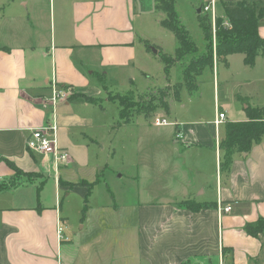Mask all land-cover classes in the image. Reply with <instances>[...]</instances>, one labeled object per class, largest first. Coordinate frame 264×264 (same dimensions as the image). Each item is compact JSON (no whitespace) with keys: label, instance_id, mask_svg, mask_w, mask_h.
<instances>
[{"label":"crops","instance_id":"crops-1","mask_svg":"<svg viewBox=\"0 0 264 264\" xmlns=\"http://www.w3.org/2000/svg\"><path fill=\"white\" fill-rule=\"evenodd\" d=\"M211 1L214 15L224 18L222 3L241 0L174 3L182 20L180 2L191 17L204 13L202 8ZM243 1L264 5V0ZM138 3L141 0H0V184L6 185L0 190V264H255L264 256V237L244 231L247 222L264 218V136L248 151L234 152L228 167L220 166L219 148L225 123L246 120V107L262 103H244L239 118H227L223 112L220 123L215 113L205 121L176 116L168 125H154L156 116H167L156 113L152 118L141 112V119L134 121L132 115L141 114L135 112L118 124L136 125L132 178L126 184L122 175L106 176V153L100 152L111 122L100 98L118 81L133 84L139 68L145 73V67L136 66L132 32ZM257 30L264 38V16ZM237 54L243 57L229 53L224 58L229 73L230 58ZM242 62L252 70L258 67L255 74L264 82V55L257 54L252 66ZM252 78H244L245 83H255ZM53 82L70 90V96L55 105L50 104ZM250 96L239 93L241 100L249 101ZM104 100L111 102L106 96ZM230 110L227 107L228 114ZM43 125L56 126L57 143L70 154L58 173L51 154H36L26 146L30 131ZM156 126L165 128L154 130ZM176 132L181 138H175ZM141 152L146 158H140ZM99 182L112 202L107 213L94 220L96 229H102L95 233L101 247L89 246L83 258L80 250L88 247V240L77 234L75 244L63 246L56 225L60 222L64 233L67 230L70 189L83 198L85 220ZM118 199L125 201L120 205ZM184 200L215 206L193 210L181 203ZM218 205H230L231 210ZM117 222L120 238L114 245L112 228Z\"/></svg>","mask_w":264,"mask_h":264},{"label":"rangeland","instance_id":"rangeland-1","mask_svg":"<svg viewBox=\"0 0 264 264\" xmlns=\"http://www.w3.org/2000/svg\"><path fill=\"white\" fill-rule=\"evenodd\" d=\"M146 2V3H145ZM155 0H141L138 11L133 12L132 17V32L135 34V47L137 48L136 66L145 67V73L139 68L134 74V83L122 84L118 81V86L112 85L110 90L100 98L103 102L106 119L111 122L106 126L104 150L100 153H106L105 159L107 161L106 176L122 175V182L128 184L131 179L135 167L136 152L134 144V133L137 132L136 125L126 124L119 126L120 118L118 117V104L117 102H106L105 96L109 99L110 96L120 97L125 95L126 92L131 91L133 103L140 101L142 98L147 100L152 95L158 94L155 90L157 88L167 90V96L162 97V101L166 104V107L155 105V108L150 111L149 116L156 115V113H162L166 115L167 121H172L174 118H199L202 120L212 119L214 114L218 111L225 112L227 118L233 116L236 118L241 117L240 110L244 107V103L253 104H264V82L262 81L261 74H255L259 68L253 69L244 67L241 60L242 54L233 55L231 73L227 71L226 60L221 57L213 59V67L207 66L199 73L197 79L194 78L195 84L189 90L185 85L176 88L177 83H182L183 79L181 76L180 63H174L166 76L163 71L164 62L161 59L162 55L172 54L177 40L173 32L159 25V20L166 19V13L161 9L162 5L159 3L160 8H155ZM44 4V3H43ZM41 4V5H43ZM180 6H183V2H180ZM178 11L183 13L180 24L189 32L192 40L196 46H199L200 51L203 46V35L199 27L200 17L199 13H191V17L188 15V10L184 7H180ZM44 7V5L42 6ZM46 7V5H45ZM44 9H48L46 7ZM194 11V10H192ZM196 11V10H195ZM219 8L217 13H219ZM178 14V13H177ZM202 19L210 23L213 28V16L208 11L201 13ZM198 17V18H197ZM215 17V15H214ZM135 32V33H134ZM145 53L147 58H145ZM138 68V67H137ZM255 83L246 84L244 78H250ZM106 85L109 84L110 78L105 81ZM169 89H168V88ZM128 90V91H127ZM178 91L176 95L175 91ZM246 91L251 94L250 99L241 100L239 93ZM176 95V97H174ZM234 98L231 100V97ZM149 98V99H150ZM146 103V102H145ZM261 105V106H262ZM227 107L231 110L229 114ZM233 115H232V114ZM141 114L132 115L131 119L134 121L141 119ZM132 121V120H131ZM153 121V120H152ZM170 121V122H171ZM154 123V122H153ZM165 127H153L154 130H162ZM169 132L172 133V126L166 127ZM168 133L167 131L165 134ZM95 150L98 149L97 145H93ZM143 148V147H142ZM146 158L141 152L140 158ZM54 176V173H50L49 177ZM48 177H46L47 179ZM45 180V178H44ZM118 180V179H116ZM45 183V182H44ZM49 182L44 186V192L49 190ZM69 192V191H68ZM67 193V192H66ZM44 195V194H43ZM65 193H61V198H65ZM69 200L66 203V210L69 219L66 221L67 230L64 233L66 239L62 240V245L71 246L76 243L74 242L77 234L84 236L88 240V247H82L80 250L81 257L86 258L83 254L86 253V249L90 247H101L100 238L96 236V231L99 233L102 229H96L94 224L95 217L101 213H107L112 199L108 197L106 188L103 186V182H99L98 185L92 191V195L89 198V209L88 214L84 220V214L81 212V208L84 206L83 198L77 194V191L70 189L68 196ZM125 200L118 199L117 204L124 203ZM88 202V203H89ZM87 203V204H88ZM120 211L119 213H122ZM93 219V223H89ZM83 226V227H81ZM121 226L117 222L114 231L112 241L114 245L118 243ZM92 233L94 236L88 238V234ZM99 235V234H98ZM110 237V231H109ZM110 239V238H109ZM110 239V240H111ZM91 251V249H90ZM80 257V256H79Z\"/></svg>","mask_w":264,"mask_h":264},{"label":"trees","instance_id":"trees-1","mask_svg":"<svg viewBox=\"0 0 264 264\" xmlns=\"http://www.w3.org/2000/svg\"><path fill=\"white\" fill-rule=\"evenodd\" d=\"M155 1V8H160L159 3H161V9L166 13V19L160 20V24L173 32L177 40L174 52L161 56L164 62L163 71L166 76L174 63H180L183 82L176 84L177 89L185 85L191 90V87L195 84L194 78L197 79L203 68L207 66L213 67L214 57L216 59L219 57L224 59L229 53H243L242 60L244 63L252 66L255 63L257 54L264 55V38L259 35L257 30L259 21L264 16V5L261 3L243 0L223 2L222 6L225 17L215 15L212 23L213 28L211 22L204 21L201 17L202 15L198 14L200 17L199 27L203 35V48L200 51L199 46L195 45L189 32L180 24L174 0ZM226 20L228 22L227 25L224 24ZM103 86L105 87V85ZM155 91L158 94L152 95L151 98L149 97L150 99L145 100L146 103L143 102V98L133 103L131 91L126 92L125 95L120 97L110 96L108 100L117 102L119 118L122 123H126L135 112H143L148 115L155 108V105L166 107V104L162 101V97L167 96V90L157 88ZM175 92L177 95L178 91ZM86 99L91 101L90 98ZM246 115L247 119L244 121L225 123V136L219 142V148L223 152L220 162L221 167H228L230 165L231 155L234 152L248 151L253 143L259 142L262 136H264V104L256 108L246 107ZM6 161L9 166L11 165L12 168H15L16 173L23 174L11 161ZM84 183L89 187L91 186L88 182ZM5 186L4 184H0V190L4 189ZM181 203L186 208L189 207L193 210L203 208L204 206H215L211 202L198 203L191 200H184ZM244 231L247 235L249 234L259 239L263 238L264 218H257L254 221L247 222ZM254 261L255 264H264V256Z\"/></svg>","mask_w":264,"mask_h":264},{"label":"built area","instance_id":"built-area-1","mask_svg":"<svg viewBox=\"0 0 264 264\" xmlns=\"http://www.w3.org/2000/svg\"><path fill=\"white\" fill-rule=\"evenodd\" d=\"M202 9L204 11H209L214 19L213 1H211L210 4L204 6ZM54 84L55 83L53 82L51 94L52 97L50 98L51 105H55L61 100H66V98L70 96V90L68 88H57ZM223 118L224 113L218 111L215 121L220 123L224 120ZM153 122L154 125H168L170 123L165 118L159 116H156V118L153 119ZM55 129V125H43L32 129L26 138V146L30 151L36 154H51L53 169H55V173H58L59 168L63 165H66L70 160V154H68L65 149L58 145L57 139L55 137ZM174 136L176 139H179L182 135H180L179 132H176ZM217 207L225 212L231 210L230 205H218ZM56 236L58 240L66 239L64 237L63 225L60 222H58L56 225Z\"/></svg>","mask_w":264,"mask_h":264},{"label":"water","instance_id":"water-1","mask_svg":"<svg viewBox=\"0 0 264 264\" xmlns=\"http://www.w3.org/2000/svg\"><path fill=\"white\" fill-rule=\"evenodd\" d=\"M201 8H197V11L196 12H200L201 10H200Z\"/></svg>","mask_w":264,"mask_h":264}]
</instances>
